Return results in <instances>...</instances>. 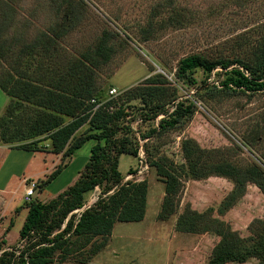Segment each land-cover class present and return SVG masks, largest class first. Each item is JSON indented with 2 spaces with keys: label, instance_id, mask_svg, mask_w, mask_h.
Masks as SVG:
<instances>
[{
  "label": "rangeland",
  "instance_id": "374dc122",
  "mask_svg": "<svg viewBox=\"0 0 264 264\" xmlns=\"http://www.w3.org/2000/svg\"><path fill=\"white\" fill-rule=\"evenodd\" d=\"M80 1L82 6L80 9L77 7L75 13L80 18L59 43L67 55H78L93 45L104 29L119 33L114 39L116 52L111 61L99 69L97 82L101 86V98L108 99L110 90L118 89L115 98L128 105L129 115L121 121L122 127L117 136L129 137L131 143L139 146L138 156L129 153L120 156L122 182L147 180L149 187L147 212L143 220L117 221L112 234L107 237V244L98 253L89 255L85 251L90 248L89 244L82 252L71 255L67 262L207 264L221 237L214 232L177 231L179 215L189 207L199 212L213 208L215 217L225 221L241 236L249 237L260 226L259 219L264 220V193L250 183L238 203L226 213H221L219 207L233 189V182L215 175L190 178L182 169H186L182 143L192 138L204 148L226 149V156L237 165L244 167L255 163L264 167V90L210 93L207 87L216 85L222 88L221 81L226 77V70L217 67L208 77L198 70L194 74L197 83H191L177 76V67L182 58L195 53L210 58L255 60L264 44V0H72L77 4ZM4 2L11 4L14 13L8 35H23L27 41L41 32L61 28L68 11L66 5L57 9L56 0H0V21ZM159 5L165 6L164 12L156 11L153 20L156 27L162 23L164 28L158 31L157 37L144 40L143 27ZM177 12L182 13V22L170 24L168 18ZM233 67L240 65L234 64L227 70ZM156 73H162L171 87L178 88V98L174 102L194 98L197 108L182 125L162 135L152 132L147 137L143 134L158 126L164 114L148 118L147 108L140 98L131 99L128 93L139 85H146L147 79ZM203 79H207V83L203 84ZM172 109L173 104H169L167 110L170 112ZM5 110L6 107L1 115ZM88 129L89 124H85L76 135L84 134ZM96 143L95 139H89L73 157L64 159L62 154L46 151L50 144L45 141L42 143L45 150L41 154L22 158L26 166H30L25 170L26 174L37 176L33 174L36 172L43 179L26 177L25 188H18V177H13L11 188L3 196L8 203H4L3 218L0 219V244L10 250L24 248L25 241L20 238V230L28 214L25 193L30 183H37L35 199L50 201L80 178V172ZM69 160L62 172L44 185L43 181L57 165ZM152 161H160L170 167L183 180V187L177 196V211L168 219L158 216L165 196V178L158 174ZM130 169L136 172L130 173ZM101 194L102 188L97 186L86 195L85 205L75 212L80 213L95 205ZM19 200L24 208L18 211ZM67 237L75 239L76 236L67 233ZM102 239L100 236L94 238L97 241ZM225 264L263 263L261 259L252 257L246 262Z\"/></svg>",
  "mask_w": 264,
  "mask_h": 264
},
{
  "label": "trees",
  "instance_id": "16d2710c",
  "mask_svg": "<svg viewBox=\"0 0 264 264\" xmlns=\"http://www.w3.org/2000/svg\"><path fill=\"white\" fill-rule=\"evenodd\" d=\"M56 4L57 9L63 5L68 8L62 27L41 32L31 41L23 35H8L14 13L10 3L2 4L0 88L9 97V103L0 116V140L12 148L34 152L44 151L42 143L49 141L50 148L46 151L62 154L64 159L73 157L89 139H95L97 143L92 147L80 178L73 185L48 202L35 197L26 202L28 214L20 230L24 248L10 250L0 244V264H73L67 259L88 248L89 244L90 248L85 251L89 255L98 253L107 244V237L112 234L117 221H141L147 212L148 181L122 182L124 177L119 170L122 153L139 155V146L131 143L129 137L117 136L121 121L129 115L128 105L111 94L108 99L101 98V86L97 82L99 69L108 64L116 52L114 39L119 33L104 29L93 45L78 55H67L59 40L80 18L75 13L82 4L72 0H56ZM164 9V5H159L143 27L144 40L157 37L158 31L164 28L162 23L156 27L153 20L156 11L161 13ZM181 14L171 15L169 23L182 22ZM234 64L240 67L227 70ZM217 67H222L227 73L221 81L222 88L213 85L207 87V92L264 90V44L253 61L240 57L210 58L202 53L188 55L179 61L177 76L197 83L196 71L202 70L208 77ZM206 80L203 79L202 83H207ZM128 94L131 99L140 98L147 108L148 118L164 114L158 126L143 134L147 137L152 132L162 135L182 125L197 108L194 98L174 102L178 98V88L171 87L162 73H156L147 79L146 85H139ZM169 104H173L170 112L167 110ZM85 124H89V129L77 136ZM225 150L204 148L192 138L182 143L186 160V169H182L190 178L215 175L233 182V189L219 207L221 213H226L238 203L250 183L264 193V167L255 163L244 167L237 165L226 156ZM70 161H61L43 181L44 185L56 178ZM152 164L165 178V196L158 216L168 219L177 211V196L183 180L160 161H152ZM135 172L130 169V173ZM97 186L102 188L98 202L76 213L85 205L86 195ZM23 208L20 206L17 210ZM213 212V208L204 212L186 208L176 221V230L214 232L221 237L207 264L246 262L252 257L261 259L264 264V220L259 219L261 224L251 230L253 235L243 237L225 221L215 217ZM67 233H73L75 239L68 238ZM98 236L103 241L94 240ZM58 256L59 259L55 260Z\"/></svg>",
  "mask_w": 264,
  "mask_h": 264
},
{
  "label": "crops",
  "instance_id": "0c3cea01",
  "mask_svg": "<svg viewBox=\"0 0 264 264\" xmlns=\"http://www.w3.org/2000/svg\"><path fill=\"white\" fill-rule=\"evenodd\" d=\"M0 91L3 92L1 88ZM8 103H9V97L4 92L3 94L0 93V115L2 111L5 109V107H7ZM41 153L42 151L34 152V151H27L24 149L12 148L10 145L5 144L0 140V219L3 218L2 215L5 209L4 203L6 204L8 203L7 199L4 198L3 196L7 192V190L9 191V188H11L10 186L13 177L15 176L18 177V188L21 186L22 188H25L24 179H26V177L27 178L38 177V179H43L41 176H38L39 174L36 172H33V174H36L37 176L26 174L25 170L26 169L28 170L30 166L29 165L26 166V161L25 162L22 161L23 157L25 159V157L26 158L33 157ZM58 161H60V159ZM14 193L16 195L15 190ZM20 200L19 202H17L18 207L21 204Z\"/></svg>",
  "mask_w": 264,
  "mask_h": 264
},
{
  "label": "built area",
  "instance_id": "2783aa9c",
  "mask_svg": "<svg viewBox=\"0 0 264 264\" xmlns=\"http://www.w3.org/2000/svg\"><path fill=\"white\" fill-rule=\"evenodd\" d=\"M119 93L117 88H112L110 90V94L116 96ZM97 108V106L95 107V109ZM36 187H37V183L36 181H32L29 185V188L26 190L25 193V200L27 202L31 201L35 195V191H36ZM76 212H79V210H76Z\"/></svg>",
  "mask_w": 264,
  "mask_h": 264
},
{
  "label": "water",
  "instance_id": "95a60500",
  "mask_svg": "<svg viewBox=\"0 0 264 264\" xmlns=\"http://www.w3.org/2000/svg\"><path fill=\"white\" fill-rule=\"evenodd\" d=\"M87 208V207H86Z\"/></svg>",
  "mask_w": 264,
  "mask_h": 264
}]
</instances>
